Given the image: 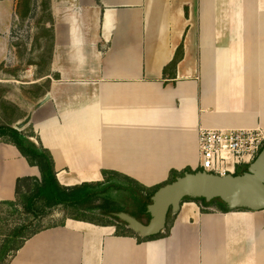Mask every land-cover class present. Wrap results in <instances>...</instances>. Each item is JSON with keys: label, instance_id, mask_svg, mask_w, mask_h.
Here are the masks:
<instances>
[{"label": "crops", "instance_id": "obj_1", "mask_svg": "<svg viewBox=\"0 0 264 264\" xmlns=\"http://www.w3.org/2000/svg\"><path fill=\"white\" fill-rule=\"evenodd\" d=\"M51 13L50 84L26 119L62 185L114 170L153 187L199 166L201 128L264 130V0H51ZM26 176L39 169L0 141V205ZM8 264H264V210L185 200L144 241L67 218Z\"/></svg>", "mask_w": 264, "mask_h": 264}, {"label": "trees", "instance_id": "obj_2", "mask_svg": "<svg viewBox=\"0 0 264 264\" xmlns=\"http://www.w3.org/2000/svg\"><path fill=\"white\" fill-rule=\"evenodd\" d=\"M20 1L22 3L24 0ZM26 1L29 7L30 0ZM46 7L53 21L52 33L54 38L51 0L47 2ZM177 61L178 56L173 60V66ZM31 129L33 132L27 134L16 127L0 125V138L4 142L17 146L29 164L39 169V176H26L18 179L16 201H5L0 205V264H8L29 238L47 228L36 226V224L40 222L43 216L58 206L67 210L65 219L61 223L49 227L63 225L67 218H71L100 225H116L119 234L133 235L141 241L156 239L169 232L172 220H168L165 232L162 231L149 237L137 235L134 231L127 228L126 224L117 217L113 216L114 220H105L107 217H112L111 214L113 212L125 210L117 204L113 193L120 191L127 193L135 201V208L130 213L139 220H141L140 215L147 216L148 220L143 221L146 223L150 220L148 205L151 204L154 193L165 183L174 181L186 171H192L191 168L183 171L173 170L170 178L165 183L153 187H147L134 178L114 170H103L104 179L102 181L83 182L77 185L65 186L57 178L55 162L51 152L41 144L39 139L37 142L32 139L36 134L33 128ZM247 169L248 166H245L243 169L237 170L236 174L243 173ZM185 200H193L199 203L203 211L206 212L213 211L209 207L214 204L218 206L217 211H231L219 199L211 202H207L205 199ZM89 209H97L98 211L94 212V214H89L87 212ZM13 215H17L20 218L15 225L9 227L6 220L9 216ZM168 217L170 218V213Z\"/></svg>", "mask_w": 264, "mask_h": 264}, {"label": "rangeland", "instance_id": "obj_3", "mask_svg": "<svg viewBox=\"0 0 264 264\" xmlns=\"http://www.w3.org/2000/svg\"><path fill=\"white\" fill-rule=\"evenodd\" d=\"M47 2L50 0H30L28 7L26 0L22 3L20 0H0V125L13 126L27 134L33 131L26 116L43 98L50 84L47 75L50 73L54 38ZM32 139L38 140L36 135ZM113 197L125 210L113 212L112 217L105 220L117 217L126 224L114 214L133 212L135 201L124 191L113 193ZM217 208L215 204L209 207L210 210ZM97 211L89 209L87 212L94 214ZM66 214L63 207H55L36 226L49 227L61 223ZM174 214L170 212L169 221ZM140 217L142 221L148 220L145 215ZM19 218L17 215L9 216L6 222L10 227Z\"/></svg>", "mask_w": 264, "mask_h": 264}, {"label": "water", "instance_id": "obj_4", "mask_svg": "<svg viewBox=\"0 0 264 264\" xmlns=\"http://www.w3.org/2000/svg\"><path fill=\"white\" fill-rule=\"evenodd\" d=\"M47 99L49 94L44 98ZM185 199H205L207 202L219 199L231 210H264V147L243 173L219 175L192 170L165 183L152 196L148 205L150 220L146 223L129 212L114 215L125 221L127 228L137 235L149 237L165 230L169 213H177Z\"/></svg>", "mask_w": 264, "mask_h": 264}, {"label": "built area", "instance_id": "obj_5", "mask_svg": "<svg viewBox=\"0 0 264 264\" xmlns=\"http://www.w3.org/2000/svg\"><path fill=\"white\" fill-rule=\"evenodd\" d=\"M198 144L201 159L194 170L235 174L239 166L254 161L264 147V130L201 128Z\"/></svg>", "mask_w": 264, "mask_h": 264}]
</instances>
